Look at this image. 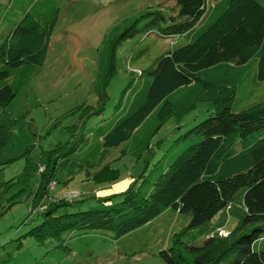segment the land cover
<instances>
[{"label":"trees","instance_id":"obj_1","mask_svg":"<svg viewBox=\"0 0 264 264\" xmlns=\"http://www.w3.org/2000/svg\"><path fill=\"white\" fill-rule=\"evenodd\" d=\"M16 1L22 4L21 15L0 40L2 108L43 65L57 20L56 0ZM144 16L150 17L147 27L169 38L172 46L179 39L183 43L136 74L113 117L100 119L93 133L53 154L40 173L39 189L45 194L57 184L59 170L68 179L85 171L99 183L115 184L118 171L104 165L111 149L126 143L135 158L143 149L153 154L149 140L170 117L180 119L197 103L210 102L209 116L187 131L198 141L170 157L152 190L142 189L134 179L122 192L96 198L85 211L60 215L58 209L74 204L70 199L75 193L51 200L42 221L26 235L37 243L90 230L110 231L119 238L173 209L190 220L172 244L158 252L164 264H264V101L233 109L245 81L251 82L250 88L256 80L264 81V5L258 0H176L168 11L148 10L121 31L114 25L118 33L98 59L104 68V84L96 92L100 104L87 116L103 115L108 97L101 87L112 77L110 71L115 72L119 47L134 37L136 22ZM174 37L177 40H171ZM236 205L244 217L230 232L212 230L196 245L182 240L187 231L212 228L218 213Z\"/></svg>","mask_w":264,"mask_h":264},{"label":"rangeland","instance_id":"obj_2","mask_svg":"<svg viewBox=\"0 0 264 264\" xmlns=\"http://www.w3.org/2000/svg\"><path fill=\"white\" fill-rule=\"evenodd\" d=\"M258 1L264 5V0ZM175 2L55 1L57 20L43 65L36 67L28 82L17 87L6 107H0V264H164L158 252L169 247L174 235L190 220L173 209L119 238L110 231L90 230L67 233L60 241L49 238L37 243L26 234L42 221L41 213L51 200L64 199L71 193H75L70 199L74 204L58 209L56 215L85 211L96 204V198L122 192L134 179L142 189L152 190L158 176L167 170L170 157L198 141L187 131L209 116L210 102L197 103L180 119L170 117L149 140L155 146L153 154L140 147L142 153L135 158L126 143L111 149L104 165L118 171L115 184L99 183L85 171L68 179L65 171L59 170L57 184L50 185L45 194L39 189L40 173L53 154L62 153L82 135L93 133L100 119L104 122L113 117L115 108L123 103L122 93L135 81L136 74L183 43L174 37L171 40L177 41L172 46L169 38H161L155 28L147 27L149 16L139 19L138 31L119 47L115 72L110 71L112 77L104 89L101 87L108 97L103 115L87 116L100 104L96 92L104 84V68L98 59L107 52L106 42L113 41L118 33L114 25L119 24L121 31L140 14L168 11ZM250 83L245 81L243 89L237 90L234 110L264 101V81L256 80L251 88ZM123 148L127 153L120 156ZM223 211L225 216L212 228L207 225L187 231L182 240L200 244L205 233L230 232L244 217L240 205Z\"/></svg>","mask_w":264,"mask_h":264},{"label":"crops","instance_id":"obj_3","mask_svg":"<svg viewBox=\"0 0 264 264\" xmlns=\"http://www.w3.org/2000/svg\"><path fill=\"white\" fill-rule=\"evenodd\" d=\"M21 7L22 4L16 0H0V40L6 33L11 21L17 20L19 15H21ZM224 213L223 210L218 213L212 220L211 226L216 225L219 219L221 221L225 216Z\"/></svg>","mask_w":264,"mask_h":264},{"label":"built area","instance_id":"obj_4","mask_svg":"<svg viewBox=\"0 0 264 264\" xmlns=\"http://www.w3.org/2000/svg\"><path fill=\"white\" fill-rule=\"evenodd\" d=\"M72 195H74V194H73V193H72V194H70V196H72ZM223 234H224V233H222V232L220 233V235H223Z\"/></svg>","mask_w":264,"mask_h":264}]
</instances>
